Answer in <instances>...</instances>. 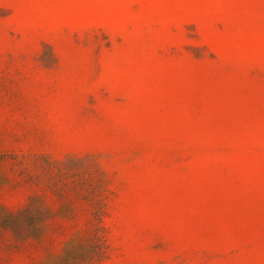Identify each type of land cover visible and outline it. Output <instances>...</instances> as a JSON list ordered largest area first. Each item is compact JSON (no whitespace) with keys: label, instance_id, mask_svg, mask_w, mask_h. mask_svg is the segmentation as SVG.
<instances>
[{"label":"rangeland","instance_id":"obj_1","mask_svg":"<svg viewBox=\"0 0 264 264\" xmlns=\"http://www.w3.org/2000/svg\"><path fill=\"white\" fill-rule=\"evenodd\" d=\"M0 264H264V0H0Z\"/></svg>","mask_w":264,"mask_h":264}]
</instances>
